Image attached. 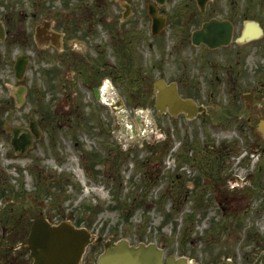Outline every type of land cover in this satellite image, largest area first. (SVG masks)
Here are the masks:
<instances>
[{"label": "rangeland", "instance_id": "1", "mask_svg": "<svg viewBox=\"0 0 264 264\" xmlns=\"http://www.w3.org/2000/svg\"><path fill=\"white\" fill-rule=\"evenodd\" d=\"M59 4L0 0V18L22 38L29 20L53 16ZM92 6L98 20L106 9L102 4ZM253 14L264 22V0L254 2ZM145 44L144 61L150 67L173 65L171 42L166 40L161 53ZM263 51L248 57L247 80L264 79ZM7 73L0 68L2 81L11 78ZM10 83L16 86V79ZM8 86L0 83V96L12 97ZM117 88L121 91L122 86ZM116 90L113 86L111 94L106 93L103 104L83 90L77 100L79 116L65 97L54 99L48 93L32 97L31 92L20 106L13 104L11 123L27 125L32 116L42 134L21 155L1 122L0 192L3 188L8 192L0 196V264L17 257L16 250L4 252L10 230L17 229L16 219L21 216L19 229L29 227L42 211L54 222L88 220L92 232L112 241L122 237L134 244L155 241L165 248V256L184 254L194 264H264V139L257 129L236 127L232 110L229 125L211 127L207 122L201 132L194 123L175 129L166 113L156 114L152 81L142 85L145 97L131 96L125 107L114 101ZM234 90L235 85L220 80L215 96L206 100L210 114L205 121L215 114L216 104L218 117L228 112V91ZM6 116L4 112L2 119ZM66 117L69 122L63 123ZM172 129L177 131L173 134ZM191 144L198 146L196 159L186 158ZM235 174L240 175L238 180ZM2 218L8 220L6 226ZM102 249V244H91L85 258L94 259Z\"/></svg>", "mask_w": 264, "mask_h": 264}, {"label": "flooded vegetation", "instance_id": "2", "mask_svg": "<svg viewBox=\"0 0 264 264\" xmlns=\"http://www.w3.org/2000/svg\"><path fill=\"white\" fill-rule=\"evenodd\" d=\"M99 1L98 6L102 4L106 11L98 20L93 16L94 12L91 10L93 6L86 0L75 3L70 11L61 7L56 19L53 22L48 20L44 27L42 24L35 30L25 29L26 34L22 41L5 39L4 50L0 52V63H3L0 68L10 72L7 74L13 77L14 63L18 56L14 54L15 51H20L26 55L28 62L24 79L26 77L30 83H36L38 79L43 84L52 80L57 81L59 87L56 95L64 96L70 102L69 106L76 110L80 105L77 100L83 95L82 82L85 85L89 83L96 85L93 87V92L96 93L104 76L113 75L110 71L112 58L117 61L116 78L125 86L134 83L136 86L129 87V90L137 91V84L142 79L139 50L147 43L149 48L160 53V47L168 32L174 37L175 51L171 52L173 60L170 62H173V65L167 62L168 69L162 67L163 74H166L165 69L168 72V80L165 79L167 82L176 83L183 98H191L206 108L205 114L197 109L192 118L187 116L188 112H180L177 115L168 112L173 128L177 123L183 122L182 118L190 123L196 122L197 128L205 126V119L210 114V105L205 104L203 100L215 96L213 90L206 93L205 87L206 85L218 87L220 80L224 84L237 86L230 105L237 111L235 117L240 128L251 130L252 116L248 111L254 114L255 120L257 119L258 128L259 119L264 117V81L256 79L253 81L250 78L247 80L245 67L248 57L262 47L260 39L264 36L245 41L238 39L245 29L246 21L254 19V7L250 1H246L242 7L238 0H210L203 9L200 8L198 0H166L161 4L156 0ZM150 5L157 9L158 16L165 19L166 26L162 30L159 29V23H154L149 14ZM84 7L87 12L84 11ZM212 18H218L220 28L218 34L225 31L228 26L232 27L231 41L227 45L222 44L215 48L204 41L194 44L193 30ZM259 22L264 30L263 22L260 20ZM52 24L54 29L50 27ZM154 31L158 34H154ZM57 34L61 38H58ZM113 51L116 53L112 56L110 52ZM155 68L159 70L158 66ZM231 74H234L233 78L230 77ZM1 75L3 74H0V77ZM191 84L196 86L191 87ZM120 95L122 99L123 94ZM142 95L128 91L125 97ZM2 107L0 106V111ZM210 121L218 126V104Z\"/></svg>", "mask_w": 264, "mask_h": 264}, {"label": "water", "instance_id": "3", "mask_svg": "<svg viewBox=\"0 0 264 264\" xmlns=\"http://www.w3.org/2000/svg\"><path fill=\"white\" fill-rule=\"evenodd\" d=\"M163 1V0H160ZM204 6L205 0H199ZM257 25L251 22L250 25ZM256 27V26H255ZM256 27V28H257ZM258 32L259 27L257 28ZM217 21H210L194 32V41L204 40L211 46H218L219 43H228L231 36V28H227L224 36L220 33ZM249 37H255L259 33ZM3 31L0 28V37ZM24 64H17V69L21 70ZM159 86L157 106L165 107L173 99L172 90L167 86L156 83ZM174 102L181 103L180 99ZM261 130L264 132V120L260 123ZM15 146L17 143L14 141ZM91 242V234L85 228H77L70 221H62L59 224H52L45 215L35 218L26 245L31 250V256L34 257L33 264H79L85 247ZM106 249L101 254L98 264H164L162 260L163 251L154 243L145 245L141 243L138 247L130 245L126 239H122L118 244L112 245L106 242ZM167 264H188L185 257L175 259L169 257Z\"/></svg>", "mask_w": 264, "mask_h": 264}, {"label": "trees", "instance_id": "4", "mask_svg": "<svg viewBox=\"0 0 264 264\" xmlns=\"http://www.w3.org/2000/svg\"><path fill=\"white\" fill-rule=\"evenodd\" d=\"M78 224H80V223H78ZM26 233H27V230L25 229L23 235H25ZM6 251H9V249H6Z\"/></svg>", "mask_w": 264, "mask_h": 264}, {"label": "bare ground", "instance_id": "5", "mask_svg": "<svg viewBox=\"0 0 264 264\" xmlns=\"http://www.w3.org/2000/svg\"><path fill=\"white\" fill-rule=\"evenodd\" d=\"M106 86H109V84H106Z\"/></svg>", "mask_w": 264, "mask_h": 264}]
</instances>
